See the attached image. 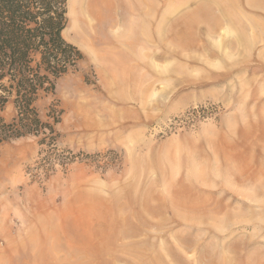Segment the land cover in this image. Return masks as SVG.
<instances>
[{"label":"rangeland","instance_id":"374dc122","mask_svg":"<svg viewBox=\"0 0 264 264\" xmlns=\"http://www.w3.org/2000/svg\"><path fill=\"white\" fill-rule=\"evenodd\" d=\"M72 1L82 60L37 103L69 160L0 146L6 264H264V2L75 0L91 53Z\"/></svg>","mask_w":264,"mask_h":264},{"label":"trees","instance_id":"16d2710c","mask_svg":"<svg viewBox=\"0 0 264 264\" xmlns=\"http://www.w3.org/2000/svg\"><path fill=\"white\" fill-rule=\"evenodd\" d=\"M66 14L67 0H0V146L39 137L38 145L47 147L44 156L39 153L41 168L50 158L68 159L64 154L69 153L55 145L61 109L54 100L44 115L37 107L54 96L56 82L82 60L62 36Z\"/></svg>","mask_w":264,"mask_h":264},{"label":"bare ground","instance_id":"6f19581e","mask_svg":"<svg viewBox=\"0 0 264 264\" xmlns=\"http://www.w3.org/2000/svg\"><path fill=\"white\" fill-rule=\"evenodd\" d=\"M251 1V0H250ZM72 2H74V3H72V8H71V12L73 13L72 14V23H73V25L75 26V27H78V32L75 34V37L78 39V41L82 44V45H84V46H86V48L92 53V47H91V41L89 40V38H88V36H86V34L83 32V31H80V28L82 27V26H84L83 25V21L85 22H87V19H88V17H94L95 15H94V13L93 12H95V9H93L92 7H91V5H81V6H79V9H78V5H76L75 6V0H73ZM258 2H260V3H263L264 2V0H258ZM141 9H142V7L140 6V9L139 10H137V8L136 9H130L131 10V13H135V12H137V13H139V15H141L142 14V12H141ZM224 10V9H223ZM212 11V10H211ZM76 12H78L81 16H82V19L80 18H75V14H76ZM213 14V13H212ZM224 14H225V11H224ZM224 14L222 13V16H224ZM213 16V15H212ZM219 17L220 16H218V18H217V16H216V18L214 19V23H215V25L216 24H218L220 21H219ZM222 22V21H221ZM88 23V22H87ZM138 23H139V26H140V24H141V21L140 20H138ZM80 27V28H79ZM170 27L173 29V28H176L177 27V23H176V21H172L171 22V25H170ZM169 27V28H170ZM213 27V29L215 28L214 26H212ZM143 28V27H142ZM142 28H141V26L139 27V33L141 34V32H142ZM156 28H157V26H156ZM217 29V28H216ZM139 34V35H140ZM173 34V33H172ZM173 36H175V35H173ZM140 42V41H139ZM112 46V45H111ZM95 56H96V58L98 57V58H102V56L104 57V54H100V53H96L95 54ZM117 200V199H116ZM119 201V200H118ZM113 208V207H112ZM162 211V210H161ZM160 211V212H161ZM159 214V213H158ZM55 235V234H54ZM53 236V235H52ZM54 238V237H53ZM126 249V248H125ZM126 251V250H125ZM134 251V250H133ZM133 251H131V252H133ZM134 252H136V249H135V251ZM50 254V253H49ZM133 254V253H132ZM131 254V255H132ZM136 254V253H135ZM52 255H53V253H52ZM79 255V254H78ZM137 255V254H136ZM50 257H51V255H50ZM80 257V256H79ZM140 257V256H139ZM4 259H6V258H4ZM37 259V258H36ZM35 259V260H36ZM58 261V260H57ZM60 261V260H59ZM58 261V262H59ZM25 263V262H24ZM36 263H38V262H36ZM62 263H63V261H62ZM66 263V262H65ZM71 263V262H70ZM34 264V263H33ZM59 264V263H58ZM64 264V263H63Z\"/></svg>","mask_w":264,"mask_h":264},{"label":"crops","instance_id":"0c3cea01","mask_svg":"<svg viewBox=\"0 0 264 264\" xmlns=\"http://www.w3.org/2000/svg\"><path fill=\"white\" fill-rule=\"evenodd\" d=\"M5 258V251L2 250L0 251V264H6V259Z\"/></svg>","mask_w":264,"mask_h":264}]
</instances>
